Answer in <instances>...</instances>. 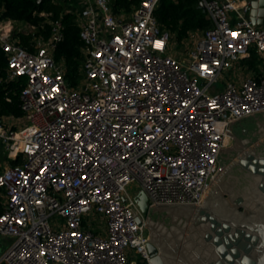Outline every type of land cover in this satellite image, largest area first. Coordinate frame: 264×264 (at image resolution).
Here are the masks:
<instances>
[{
  "label": "built area",
  "instance_id": "built-area-1",
  "mask_svg": "<svg viewBox=\"0 0 264 264\" xmlns=\"http://www.w3.org/2000/svg\"><path fill=\"white\" fill-rule=\"evenodd\" d=\"M74 1L64 11L84 45L75 85L56 58L62 18L26 47L24 23L0 6L7 81L26 79L23 115L0 118V264H148L136 195L198 206L230 130L264 112V26L248 0H200L212 26L185 56L157 19L161 0L129 15L113 0Z\"/></svg>",
  "mask_w": 264,
  "mask_h": 264
},
{
  "label": "water",
  "instance_id": "water-1",
  "mask_svg": "<svg viewBox=\"0 0 264 264\" xmlns=\"http://www.w3.org/2000/svg\"><path fill=\"white\" fill-rule=\"evenodd\" d=\"M248 1L253 24L264 26V0ZM135 199L146 216L148 264H264V112L230 130L198 206L150 207L144 191Z\"/></svg>",
  "mask_w": 264,
  "mask_h": 264
},
{
  "label": "trees",
  "instance_id": "trees-1",
  "mask_svg": "<svg viewBox=\"0 0 264 264\" xmlns=\"http://www.w3.org/2000/svg\"><path fill=\"white\" fill-rule=\"evenodd\" d=\"M117 10H131L140 0H113ZM200 0H161L156 10L157 19L163 29L170 30L177 40L182 41L191 31L204 30L212 26V21L207 14L199 8ZM0 6L4 9V17L13 19L37 28V32L30 34L17 33L21 43L28 47L30 41L37 36L48 37L52 20L62 18L65 40L56 50L57 60L65 62L68 68L69 81L75 85L80 79L81 62L83 56V42L80 38V30L75 23V17L66 13L62 5L54 0H0ZM43 13L48 16L43 15ZM8 59L0 47V118L4 116H22L20 93L26 84V79L7 81ZM1 160H4L0 145ZM0 213L2 204L0 199Z\"/></svg>",
  "mask_w": 264,
  "mask_h": 264
},
{
  "label": "rangeland",
  "instance_id": "rangeland-1",
  "mask_svg": "<svg viewBox=\"0 0 264 264\" xmlns=\"http://www.w3.org/2000/svg\"><path fill=\"white\" fill-rule=\"evenodd\" d=\"M132 10V9H131ZM131 10H126V11H124V13L126 14V15H129L130 14V12H131ZM18 29H20V31L21 32H23V33H28L29 32V30L27 29V27H25V25L24 24H21L19 27H18ZM20 31H17L18 33H20ZM33 32H37V30H33ZM195 33H194V35H193V39L191 40V42L189 43V42H185L184 43V39L182 40V41H179V40H177V37L175 36V41L174 42H176L177 43V49H176V52L177 53H182V55H186L187 53H188V50H190V48L193 46V44L196 42V40H198L200 37H201V35H202V30H197V31H194ZM32 33V32H31ZM17 34V33H16ZM16 38H18L19 39V37H16ZM225 74V73H224ZM230 74L228 73V74H225L223 77H222V79L220 80V82H218L217 84H216V86L217 87H219V88H224V77L225 78H230ZM138 189H139V185H138V183H135V184H132L131 186H130V188H129V192L131 193V194H135L137 191H138ZM0 199H1V203L3 202V200H4V198H3V191H1L0 190ZM8 243L9 242H7V243H5L4 244V246H3V249L5 250L6 249V247H7V245H8Z\"/></svg>",
  "mask_w": 264,
  "mask_h": 264
},
{
  "label": "crops",
  "instance_id": "crops-1",
  "mask_svg": "<svg viewBox=\"0 0 264 264\" xmlns=\"http://www.w3.org/2000/svg\"><path fill=\"white\" fill-rule=\"evenodd\" d=\"M77 1H74V0H71V1H68V2H66V4H65V2L62 4V6H63V8H64V10L66 11V10H73V9H79V5H78V3H76ZM134 7V6H133ZM132 7V8H133ZM117 11H122V9H120V10H117ZM123 11H126V9H123Z\"/></svg>",
  "mask_w": 264,
  "mask_h": 264
},
{
  "label": "flooded vegetation",
  "instance_id": "flooded-vegetation-1",
  "mask_svg": "<svg viewBox=\"0 0 264 264\" xmlns=\"http://www.w3.org/2000/svg\"><path fill=\"white\" fill-rule=\"evenodd\" d=\"M247 120L246 121H243V122H241V123H239L238 125H236V127H235V131H241V130H243V128H245V127H247Z\"/></svg>",
  "mask_w": 264,
  "mask_h": 264
},
{
  "label": "clouds",
  "instance_id": "clouds-1",
  "mask_svg": "<svg viewBox=\"0 0 264 264\" xmlns=\"http://www.w3.org/2000/svg\"><path fill=\"white\" fill-rule=\"evenodd\" d=\"M245 264H247V261L245 260Z\"/></svg>",
  "mask_w": 264,
  "mask_h": 264
},
{
  "label": "snow or ice",
  "instance_id": "snow-or-ice-1",
  "mask_svg": "<svg viewBox=\"0 0 264 264\" xmlns=\"http://www.w3.org/2000/svg\"><path fill=\"white\" fill-rule=\"evenodd\" d=\"M233 35H235V34H233ZM206 67V66H205ZM54 91L56 90V89H53Z\"/></svg>",
  "mask_w": 264,
  "mask_h": 264
}]
</instances>
